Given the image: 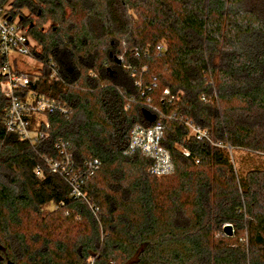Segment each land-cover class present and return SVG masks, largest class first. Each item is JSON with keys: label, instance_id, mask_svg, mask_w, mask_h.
Here are the masks:
<instances>
[{"label": "trees", "instance_id": "16d2710c", "mask_svg": "<svg viewBox=\"0 0 264 264\" xmlns=\"http://www.w3.org/2000/svg\"><path fill=\"white\" fill-rule=\"evenodd\" d=\"M5 5L36 61L56 67L57 80L44 66L35 89L69 114L46 116V138L32 145L6 133L0 91L3 263L264 264V164L242 174L232 163L233 152L264 158V0ZM156 125L158 153L130 147L134 127ZM58 141L76 168L99 161L87 201L44 161L58 160ZM159 153L170 167L149 173Z\"/></svg>", "mask_w": 264, "mask_h": 264}, {"label": "built area", "instance_id": "2783aa9c", "mask_svg": "<svg viewBox=\"0 0 264 264\" xmlns=\"http://www.w3.org/2000/svg\"><path fill=\"white\" fill-rule=\"evenodd\" d=\"M157 51H161V47H158ZM37 52L35 42L28 34L27 28L20 22V15L12 11L9 5L0 7V91L8 100L4 125L7 134L15 133L32 145L46 138V133L41 129L45 130L49 127L46 116L56 113L64 116L69 114L65 105L35 89L40 82L42 69L46 66L36 61L34 53ZM46 68L50 71V79L57 80L55 65L47 63ZM34 119L37 120L36 123ZM184 124L189 130V136L197 141L211 143L205 130L188 120H185ZM161 135V125L151 128L136 126L130 135V147L158 153ZM226 148L231 152L230 147L226 146ZM55 149L58 152V160L44 159L46 165L51 173L67 180L72 196L87 201L83 184L98 170L99 161L88 158L83 167L76 168L67 142L58 141ZM159 154V164L151 168L149 173L160 174L170 167L167 155ZM34 173L36 177H42L39 167L35 168ZM92 211L96 213L98 209L92 208Z\"/></svg>", "mask_w": 264, "mask_h": 264}, {"label": "rangeland", "instance_id": "374dc122", "mask_svg": "<svg viewBox=\"0 0 264 264\" xmlns=\"http://www.w3.org/2000/svg\"><path fill=\"white\" fill-rule=\"evenodd\" d=\"M232 163L239 173L244 174V172L249 171L251 168L259 167L260 163L264 164V158L249 157L244 153L233 152Z\"/></svg>", "mask_w": 264, "mask_h": 264}, {"label": "water", "instance_id": "95a60500", "mask_svg": "<svg viewBox=\"0 0 264 264\" xmlns=\"http://www.w3.org/2000/svg\"><path fill=\"white\" fill-rule=\"evenodd\" d=\"M147 116L149 117V115H147ZM150 119L153 120V118H150ZM223 231H224V234L226 236H231L232 235V229H231V227L229 225L225 226Z\"/></svg>", "mask_w": 264, "mask_h": 264}, {"label": "flooded vegetation", "instance_id": "af4514ba", "mask_svg": "<svg viewBox=\"0 0 264 264\" xmlns=\"http://www.w3.org/2000/svg\"><path fill=\"white\" fill-rule=\"evenodd\" d=\"M0 264H4L3 263V259L0 257ZM5 264H11V263H9V262H7V263H5Z\"/></svg>", "mask_w": 264, "mask_h": 264}]
</instances>
